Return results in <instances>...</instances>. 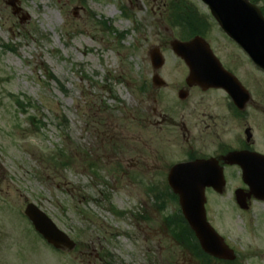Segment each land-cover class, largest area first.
I'll return each instance as SVG.
<instances>
[{"label":"rangeland","instance_id":"374dc122","mask_svg":"<svg viewBox=\"0 0 264 264\" xmlns=\"http://www.w3.org/2000/svg\"><path fill=\"white\" fill-rule=\"evenodd\" d=\"M252 1L264 8V0ZM17 4L22 10L14 14L0 0V264H199L166 222L180 212L166 177L189 148L174 139V126L156 123L154 108L177 119L170 98L182 88L189 96L203 92L187 87L189 68L172 41L206 18L208 42L262 107L264 71L201 0ZM175 6L179 26L171 23ZM156 48L165 58L159 70ZM155 74L166 84L156 86ZM225 176L223 193L208 188L206 210L237 257L211 264H264V200L240 208L242 175L229 168ZM28 203L68 233L75 249L47 243L25 216Z\"/></svg>","mask_w":264,"mask_h":264},{"label":"water","instance_id":"95a60500","mask_svg":"<svg viewBox=\"0 0 264 264\" xmlns=\"http://www.w3.org/2000/svg\"><path fill=\"white\" fill-rule=\"evenodd\" d=\"M203 1L209 5L211 12L225 32L250 54L256 65L264 68V15L262 10L249 0ZM8 4L12 6L15 14L21 12L22 9L18 6L17 0H9ZM172 46L174 51L185 59L190 68V74L187 77L188 85L198 84L202 88L221 87L227 89L228 92L247 91L237 77L224 69L202 37H196L187 42L174 40ZM151 58L155 69H159L164 64L159 48L152 51ZM153 80L157 86L165 83L158 75H155ZM185 95V91L180 94L181 97ZM257 156H259L257 153L246 156L233 152L226 157L230 163L242 164L244 181L250 186L248 192L243 188L235 192L240 208L249 209L248 201L252 199V196L260 200L264 199V163H261ZM247 157L249 160L245 159ZM244 159L250 163L246 164ZM169 178L171 187L180 196L185 218L196 232L205 252L221 259L233 260L236 257L235 252L207 221L205 210L206 188L211 186L218 192L224 191L226 180L223 176V167L218 165L214 159L176 164ZM26 207V215L44 238L56 248L75 249V241L61 230L45 212L34 203Z\"/></svg>","mask_w":264,"mask_h":264},{"label":"flooded vegetation","instance_id":"af4514ba","mask_svg":"<svg viewBox=\"0 0 264 264\" xmlns=\"http://www.w3.org/2000/svg\"><path fill=\"white\" fill-rule=\"evenodd\" d=\"M193 88L202 89L197 85L190 87ZM202 90L201 95L189 96L187 90L185 96L170 98L169 108L179 113L177 119L169 120L168 113L154 108L160 118L156 123L174 126V139L188 146L185 160L212 156L224 167V172L231 168L238 175L243 168L241 164H228L225 156L229 152H256L264 161V105L262 107L253 91H237L236 100L231 92L223 89ZM209 146L214 150L205 153Z\"/></svg>","mask_w":264,"mask_h":264},{"label":"trees","instance_id":"16d2710c","mask_svg":"<svg viewBox=\"0 0 264 264\" xmlns=\"http://www.w3.org/2000/svg\"><path fill=\"white\" fill-rule=\"evenodd\" d=\"M174 8L175 10L173 9L174 18H173L172 24L179 26L180 21L178 20V16H177L178 11L176 12V10H181V9L179 7L177 8V6H175ZM262 10L264 11V8H262ZM184 20L186 22H190V20L192 19L190 18V20H187L185 18ZM199 28L201 27L197 26L193 28L191 33L185 35V32H184L183 35L190 37L191 35L198 34L200 33ZM16 104H17V107H22L21 100H18ZM163 207L164 206L161 204L162 209ZM166 220H167L166 222L168 223V225L171 226L173 229H175L176 232L174 233H175L176 238H178L180 242L186 244L188 248H191L192 252L196 254L199 258H201L204 263L211 264V262L214 261L213 257H210L209 255L205 254L199 247L198 243H196L193 232H191L189 226L187 225V223L185 222L184 218L182 217L180 213L177 214L176 218L175 216H171V217L168 216Z\"/></svg>","mask_w":264,"mask_h":264}]
</instances>
